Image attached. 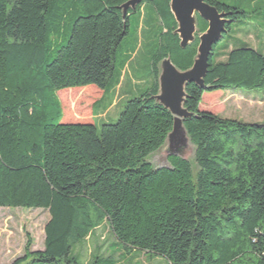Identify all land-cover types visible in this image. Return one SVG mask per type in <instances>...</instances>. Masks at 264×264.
Returning a JSON list of instances; mask_svg holds the SVG:
<instances>
[{
    "label": "trees",
    "instance_id": "1",
    "mask_svg": "<svg viewBox=\"0 0 264 264\" xmlns=\"http://www.w3.org/2000/svg\"><path fill=\"white\" fill-rule=\"evenodd\" d=\"M128 1L0 0V208L50 214L44 250L33 251L28 237L13 264H85L81 247L105 225L126 256L264 264V124L214 112L230 88L264 90V52L217 48L247 14L205 0L232 24L211 54L205 87L186 88L195 164L171 157V168H156L149 158L174 126L154 99L160 64L170 57L189 70L209 25L197 16L196 40L182 49L171 0L148 1L143 24L161 30L153 84L99 130L94 110L128 35L132 11L124 19L120 10ZM117 251L98 246L86 264H118Z\"/></svg>",
    "mask_w": 264,
    "mask_h": 264
},
{
    "label": "rangeland",
    "instance_id": "2",
    "mask_svg": "<svg viewBox=\"0 0 264 264\" xmlns=\"http://www.w3.org/2000/svg\"><path fill=\"white\" fill-rule=\"evenodd\" d=\"M223 5L237 7L246 14V19L240 23L231 25V31L225 35L218 49L230 46L237 48L240 44L264 52V0H217ZM150 3L145 1L140 8L129 16L128 35L123 40L116 56V70L107 90L95 106L96 116L109 109L114 101L129 93L126 100L120 99L119 106L111 109L108 118H97L99 130L106 123H115L119 117L117 114L123 110V105L132 98L142 94L151 87L154 81L153 55L157 49L160 26L155 22L150 27L143 24L146 12L149 11ZM146 10V11H145ZM222 60H224L222 58ZM119 86V87H118ZM219 99L215 113L224 118H231L249 124H264V90L247 88H230ZM221 91V93H224ZM214 96L215 94H206ZM104 120V121H103ZM154 153L149 161L156 167L166 165L163 152ZM194 146L191 144L187 150V157L193 158ZM50 214L42 209L23 208H0V264H13L24 257L25 246L30 237L33 241V251H43L45 246V227L49 222ZM116 243L108 225L98 229L95 236L88 238L82 250L83 262L86 264L95 248L102 246L105 255L111 253L112 246ZM115 249V247H113ZM116 258L119 263L125 264L126 258L122 259V251L118 250ZM139 260L140 264H165L161 258L148 259L145 255L133 258Z\"/></svg>",
    "mask_w": 264,
    "mask_h": 264
},
{
    "label": "water",
    "instance_id": "3",
    "mask_svg": "<svg viewBox=\"0 0 264 264\" xmlns=\"http://www.w3.org/2000/svg\"><path fill=\"white\" fill-rule=\"evenodd\" d=\"M145 1L153 0H129L123 4L120 7L123 18L127 19L130 11H137L138 7ZM170 8L178 25L175 34L180 38L182 49H186L196 40L198 32L197 16L208 22L209 26L207 31L199 36L198 52L194 64L189 70H180L170 57L164 59L159 67V92L154 96V99L174 116L173 130L166 140V150L163 152L166 162L163 167L166 168H171L169 162L171 157H179L193 165L195 164V147L193 158L189 159L187 157V150L192 143L184 121L191 118L192 113L185 108L186 88L187 85L192 83L201 88L205 87L211 54L215 46L222 41L227 33V26L232 24V20L229 19L231 14L221 13L217 7L205 0H171ZM163 148L158 150L156 154L161 153Z\"/></svg>",
    "mask_w": 264,
    "mask_h": 264
},
{
    "label": "crops",
    "instance_id": "4",
    "mask_svg": "<svg viewBox=\"0 0 264 264\" xmlns=\"http://www.w3.org/2000/svg\"><path fill=\"white\" fill-rule=\"evenodd\" d=\"M118 87H119V86H118ZM122 90H123V89L120 90L121 93H120V95H119V99H118L117 101H114V102L111 104L110 108L107 109V110H105L104 113H100V114H98V116H97L98 118H102V119H103V118H108L111 109H112L115 105H116L117 107L119 106V101H120V99H122V101H124V100L127 99V97L129 96V93H126V95L122 96ZM119 112H120V111H119ZM119 112H118L117 114H119ZM103 121H104V120H103ZM113 247H115V249L120 250V251H121V249H122V246L116 243L115 245L112 246V248H111V252L115 250V249H113ZM122 252H123V253L120 254V255H121L122 259L126 258V263H125V264H132V263H133L134 255L137 254V252H136V251H131V253L128 254L127 256L124 254V251H123V250H122ZM161 259H162V258H161ZM163 260H164L165 264H169L168 261H166L165 259H163ZM118 264H121V263L118 262ZM134 264H140V263H139V260L134 261Z\"/></svg>",
    "mask_w": 264,
    "mask_h": 264
}]
</instances>
